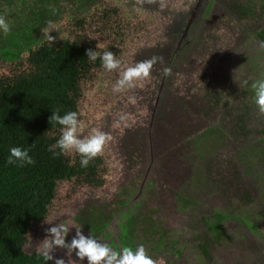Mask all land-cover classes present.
I'll list each match as a JSON object with an SVG mask.
<instances>
[{"label":"rangeland","instance_id":"1","mask_svg":"<svg viewBox=\"0 0 264 264\" xmlns=\"http://www.w3.org/2000/svg\"><path fill=\"white\" fill-rule=\"evenodd\" d=\"M99 2L80 27L75 24V13L67 8L57 23L49 25L62 37L50 33L56 38L54 44L79 41L95 50L99 43L97 51H111L121 62V70L153 57L156 62L145 80L121 93L112 91L119 73L105 71L101 63L81 83L77 105L78 117L84 122L81 135L99 129L110 137L99 155L102 185L75 179L59 183L46 216L54 223L32 224L24 253L37 254L46 229L55 223L77 227L74 216L84 204L82 208L93 204L92 200H97L94 207L109 211L107 205L114 207L118 191L139 179L154 183L149 193L154 217L173 240L185 243L178 258L171 252L150 256L155 264H198L204 219L217 212L229 216L224 228L230 240L212 243L203 264H264V155L255 158L253 150L264 131V120L256 110H244L248 98L243 94L259 75L256 66L264 70V56L254 37L264 14L256 11L249 19L239 17L237 6L245 0ZM197 26L202 44L184 64L179 53L194 48L188 51L185 46L192 38L183 43V37L188 27ZM172 49L179 56L175 60L169 55ZM166 68L170 69L167 75ZM16 70V65H2L0 77L9 78ZM218 94L227 100L217 102ZM243 112L248 126L237 122ZM124 114L127 120L118 123ZM212 127L221 131L196 141ZM173 194L190 195L193 204L180 209L173 203ZM118 227L115 218L107 230L112 238L97 240L116 243ZM75 231L69 229L66 243ZM66 252L54 249L51 264L55 259L67 264ZM71 259H77L74 252ZM80 264H86V259Z\"/></svg>","mask_w":264,"mask_h":264},{"label":"trees","instance_id":"2","mask_svg":"<svg viewBox=\"0 0 264 264\" xmlns=\"http://www.w3.org/2000/svg\"><path fill=\"white\" fill-rule=\"evenodd\" d=\"M99 5V0H0V16H4L10 25L9 33H0V56L17 68L11 77H0V264H51L50 261L43 262V258L36 253H24L31 225L44 221L59 183L75 179L91 186L102 185L99 177L103 165L101 157L97 156L86 168H82L78 156L60 155L58 149H53L59 136V125L49 123L54 111H59L61 115L68 111L77 112L80 85L91 70L98 67L100 60H88L85 53L92 49L83 42L65 40L51 46L41 33L52 22L57 23L67 8L75 13V24L80 27L89 10ZM237 8L239 17L249 19L256 11L264 14V0L257 3L245 0ZM184 25L185 21L183 36ZM187 37L192 38V42L185 48L194 50L179 53L184 64L202 44L200 26L188 27L183 43L188 41L185 40ZM254 37L264 56V47H261L264 23L254 31ZM169 55L174 60L179 57L174 49L169 50ZM256 68L258 77L243 90L248 98L244 110H256L262 121L264 115L254 104L251 84L264 79V70L260 66ZM221 100L227 99L218 94L217 102ZM240 116L237 117L239 126L247 125L242 118L247 117L246 113ZM220 131L218 127L209 128L196 141L212 137ZM11 147L28 148L33 163L23 167L7 164ZM253 150L254 157L262 159L264 131L260 132V139L254 143ZM153 187L154 183H143L138 179L118 191L114 207L107 205L109 211L94 207L97 200L82 208L84 204L74 216V223L95 239L112 238L107 230L117 218V242L111 243L117 251L143 245L148 256L171 252L178 258L184 251L185 243L173 240L165 226L154 217V210L149 204L153 200L149 198ZM173 203L183 209L193 204V197L173 194ZM228 218V215L217 212L204 219L206 224L198 244V264L208 259V248L212 243L230 240L224 228Z\"/></svg>","mask_w":264,"mask_h":264},{"label":"clouds","instance_id":"3","mask_svg":"<svg viewBox=\"0 0 264 264\" xmlns=\"http://www.w3.org/2000/svg\"><path fill=\"white\" fill-rule=\"evenodd\" d=\"M55 29L45 27L41 30L42 38L51 46L56 39L50 33ZM10 32V25L4 16H0V33L7 34ZM58 33V32H57ZM59 34V39L62 37ZM101 47L99 43L95 50L86 51L85 55L90 61L100 60L101 66L107 72L117 71L118 79L115 81L112 91L121 93L125 90L133 88L135 85L145 80L156 62V57L151 60L143 61L134 66L125 67L121 70V62L109 50L97 51ZM261 47H264L262 42ZM167 75L170 69L164 70ZM253 89V101L258 112L264 115V79L256 80L251 84ZM127 120L126 114L119 117L118 123ZM52 122L59 125V136L53 149H58L60 155L75 154L79 157V164L82 168H86L90 161L101 155L110 137L99 129H92L91 132L82 136L84 122L79 119L78 113L75 111L65 112L63 115L59 111L52 112L49 123ZM52 150V149H50ZM6 163L23 167L31 165L33 159L29 154L28 148L11 147ZM45 224H53L48 218H44ZM75 228V235L70 242L66 243L65 238L69 229ZM66 249V255L69 257L67 264H80L85 261L86 264H155V261L146 254L143 245L136 247H125L117 251L106 243L93 238L90 234L88 237L82 234L81 228L69 226L66 223H55V226L46 229V238L38 244L37 254L43 258V262L53 260L51 253L54 249ZM77 258L75 261L71 259L72 253ZM54 264H66L64 259H55Z\"/></svg>","mask_w":264,"mask_h":264},{"label":"flooded vegetation","instance_id":"4","mask_svg":"<svg viewBox=\"0 0 264 264\" xmlns=\"http://www.w3.org/2000/svg\"><path fill=\"white\" fill-rule=\"evenodd\" d=\"M8 63L5 61V59L3 58V57H1L0 56V66H2V65H7ZM109 246H111V247H114V249H116V246L115 245H113V244H110ZM121 248V247H120ZM35 253V252H34ZM29 255H31V254H29ZM51 262V261H50Z\"/></svg>","mask_w":264,"mask_h":264}]
</instances>
